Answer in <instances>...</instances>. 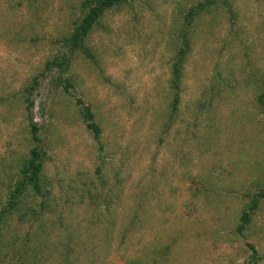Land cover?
<instances>
[{"label": "rangeland", "instance_id": "1", "mask_svg": "<svg viewBox=\"0 0 264 264\" xmlns=\"http://www.w3.org/2000/svg\"><path fill=\"white\" fill-rule=\"evenodd\" d=\"M100 1L0 0V264H264V0Z\"/></svg>", "mask_w": 264, "mask_h": 264}, {"label": "trees", "instance_id": "2", "mask_svg": "<svg viewBox=\"0 0 264 264\" xmlns=\"http://www.w3.org/2000/svg\"><path fill=\"white\" fill-rule=\"evenodd\" d=\"M122 2V0H102L98 3L96 7L91 9V11L88 13L87 17L84 18L82 21L81 26L78 28L77 32L73 35L72 37V42L74 44V47H78L81 42L87 37L89 31L92 29V27L98 22L100 16L104 14L105 11L113 8L114 6L119 5ZM193 17V15L191 16ZM264 57V54L262 55ZM264 59V58H263ZM260 80H263L261 83H264V77L261 78ZM263 95L260 97V100L264 101V92L262 93ZM179 105V97L175 95L174 101L172 104V109L175 111V109H178ZM85 114H86V120H87V128L93 132L96 138H98L101 133H100V126L95 123V116L92 114L90 109L85 108L84 109ZM32 132L34 135V138L37 139L36 133H37V128L33 127ZM37 151L34 150L31 153V158L32 161L28 162V166L23 169V175H25L23 180L20 182V187L18 189H22L26 186H31L33 185L34 189L36 192L40 191V185H39V175L41 174L42 166L41 163H39V156L37 155ZM18 192V191H15ZM243 226L240 227V232L243 231L244 227L249 224V216H245L243 219Z\"/></svg>", "mask_w": 264, "mask_h": 264}]
</instances>
